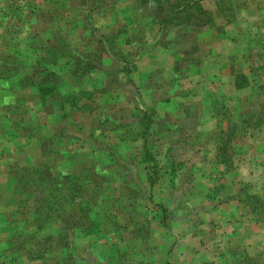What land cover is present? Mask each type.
<instances>
[{
    "label": "rangeland",
    "instance_id": "374dc122",
    "mask_svg": "<svg viewBox=\"0 0 264 264\" xmlns=\"http://www.w3.org/2000/svg\"><path fill=\"white\" fill-rule=\"evenodd\" d=\"M0 264H264V0H0Z\"/></svg>",
    "mask_w": 264,
    "mask_h": 264
}]
</instances>
